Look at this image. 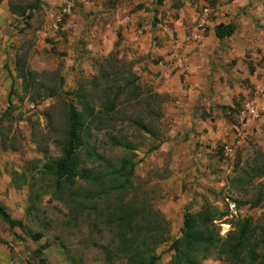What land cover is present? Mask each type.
I'll use <instances>...</instances> for the list:
<instances>
[{"label":"rangeland","instance_id":"374dc122","mask_svg":"<svg viewBox=\"0 0 264 264\" xmlns=\"http://www.w3.org/2000/svg\"><path fill=\"white\" fill-rule=\"evenodd\" d=\"M36 4L35 0H0V117L8 106L16 55L33 73L26 84L14 76L12 116L0 125V205L43 236L34 242L0 218V264H41L40 257L45 258L44 264H126L114 222L121 207L136 211L126 240L136 231L158 234L157 264H169L168 247L180 233L184 210L196 211L205 200L229 211L215 221L221 236L232 229L235 219L245 216L252 218L259 236L264 229V174L258 176L256 168L262 164L258 154L264 156V122L258 121L264 113L256 103L258 116L244 120L238 116L243 102L256 97L253 91L237 95L233 107L228 106L232 110L225 113L227 105L210 106L207 111L208 106L199 103L196 121L184 116L176 120L173 95L156 90L153 77L142 73L137 57L128 56L129 47L121 45L119 34L108 46L91 40L94 23L78 24L77 1L57 5L38 0ZM88 8L81 9L85 20L92 15ZM111 53L129 64L143 94L119 103L109 121L93 127L89 143L103 159L93 161L82 150L76 184L58 190L42 164L60 155L66 104L76 101L75 93L89 98L101 94L103 82L94 90L91 80ZM146 88L162 98L154 100ZM219 118L228 123V133L213 140L203 122L215 131ZM138 119L147 127L139 129ZM247 119L254 120L251 127H245ZM113 138L130 143L134 154L133 175L124 188V177L104 175L106 163L117 165L129 154L115 146ZM83 171L103 179L91 182ZM258 196L261 201L256 202ZM40 244L47 246L36 255ZM257 250L264 252V244ZM201 264L228 263L209 257Z\"/></svg>","mask_w":264,"mask_h":264},{"label":"crops","instance_id":"0c3cea01","mask_svg":"<svg viewBox=\"0 0 264 264\" xmlns=\"http://www.w3.org/2000/svg\"><path fill=\"white\" fill-rule=\"evenodd\" d=\"M62 1L65 0L50 3L59 5ZM76 1L78 24L94 23L91 40L108 46L118 40L119 34L121 45L129 47L128 56L137 57L142 73L153 77L156 90L173 95L176 120L184 116L185 120L196 121L195 106L199 103L207 105V111L210 106L227 105L225 113L232 110L228 106L233 107L237 95L249 91H253L254 101L264 113V0H71V3ZM86 6L92 11L89 20H85L81 11ZM204 7L209 9L204 31L195 39V24ZM220 23L234 25L231 35L224 38L215 35L214 27ZM172 54L184 58L183 67L171 58ZM247 120L245 127H251L254 120ZM258 121L264 122V115ZM216 122L219 126L215 131L203 122L213 140L228 133V123L221 118Z\"/></svg>","mask_w":264,"mask_h":264},{"label":"trees","instance_id":"16d2710c","mask_svg":"<svg viewBox=\"0 0 264 264\" xmlns=\"http://www.w3.org/2000/svg\"><path fill=\"white\" fill-rule=\"evenodd\" d=\"M36 2L38 3V0H35V5H37ZM30 16L31 10H29L26 17L29 18ZM233 30V24L220 23L214 27L215 35L218 38L231 35ZM14 61L16 74L13 75L9 72L11 84L8 94V106L0 117V125L4 119L12 116L14 104L11 101V94L15 77L21 79L23 84L27 83L28 77L30 79L33 77V73L25 69L18 55H16ZM128 65L126 61L119 60L114 53L109 54L104 63L101 64L98 74L91 80L94 90L99 88V82H103L101 94L97 98H89L88 94L76 92V101L66 104L65 139L60 155L49 157L42 164L44 173L53 177L55 187L58 190L63 186L71 187L76 184L80 175V153L82 150L85 151L87 158H91L93 161L103 159L102 155H95L96 150L89 143L93 127H99L107 120L109 121L110 115L115 113L119 103H129L132 99H137L139 95L143 94L139 91L140 85L136 83L137 76ZM108 69H111V71ZM113 82H115L114 86H112ZM24 88L27 87L24 86ZM144 91L149 93L147 95L154 100L162 98L161 94L148 88ZM123 97L124 99H121ZM135 121L139 129L147 127L142 119ZM112 140L115 146L123 147L129 151V154L123 157L117 165L106 163L104 175H110L111 178L124 177L121 183L123 185L121 188H124L125 183L129 181L128 178L133 175L135 167L133 150L128 142H122L115 138ZM258 155L262 160V164H258L256 168L258 176H260L264 174V156ZM83 175L87 180L95 183L103 179L101 175L91 174L88 171H83ZM259 201H261V197L258 196L256 202ZM133 213H136L134 208L121 207L114 219V222L116 221L118 224L117 235L122 246L119 248V253L126 256V264H157L159 255L155 254L154 250L155 245L160 240L158 234L152 236L151 233L146 234L136 231L127 240L125 239L126 232L132 222ZM228 213L227 209L221 210L208 200H205L196 211L184 210L180 233L170 240L168 247L169 251H172L169 264H201L203 259L209 257L223 259L228 264H264V252L257 250L261 244H264V229L257 236V226L253 225L250 216H245L235 219L232 229L223 237L219 234V226L215 221L227 216ZM0 218L12 228L19 227L34 242H37L43 236L40 232L27 227L22 220L11 217L1 205ZM155 222L158 223V218ZM165 239L162 240L165 241ZM46 246V244H40L35 249V254L41 255ZM44 259L39 258L41 264H44ZM27 264L36 263L29 261Z\"/></svg>","mask_w":264,"mask_h":264},{"label":"built area","instance_id":"2783aa9c","mask_svg":"<svg viewBox=\"0 0 264 264\" xmlns=\"http://www.w3.org/2000/svg\"><path fill=\"white\" fill-rule=\"evenodd\" d=\"M65 11V9H63ZM209 12L208 7H204L201 10V14L195 24V28L197 33L195 34V39H198V34L200 32L204 31L205 27V21L207 14ZM171 58L174 59V61L178 64L179 67L184 66V58L179 55H171ZM259 115L258 109L256 108V103L254 99H247L243 102V104L240 107V110L238 112V116L240 117L241 120H244L250 116L256 117Z\"/></svg>","mask_w":264,"mask_h":264}]
</instances>
